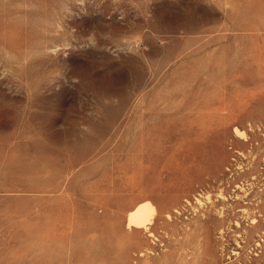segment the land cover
Segmentation results:
<instances>
[{
	"label": "rangeland",
	"instance_id": "374dc122",
	"mask_svg": "<svg viewBox=\"0 0 264 264\" xmlns=\"http://www.w3.org/2000/svg\"><path fill=\"white\" fill-rule=\"evenodd\" d=\"M0 264H264V0H0Z\"/></svg>",
	"mask_w": 264,
	"mask_h": 264
},
{
	"label": "bare ground",
	"instance_id": "6f19581e",
	"mask_svg": "<svg viewBox=\"0 0 264 264\" xmlns=\"http://www.w3.org/2000/svg\"><path fill=\"white\" fill-rule=\"evenodd\" d=\"M243 132L244 131H242V133ZM156 211L157 208L155 204L150 200H145L138 203L134 208L128 211L127 226L149 229L154 222L153 219Z\"/></svg>",
	"mask_w": 264,
	"mask_h": 264
}]
</instances>
